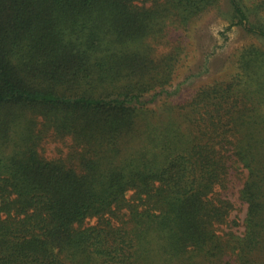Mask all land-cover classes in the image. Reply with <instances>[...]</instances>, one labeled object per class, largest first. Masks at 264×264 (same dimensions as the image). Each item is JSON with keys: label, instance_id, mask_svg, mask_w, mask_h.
<instances>
[{"label": "trees", "instance_id": "16d2710c", "mask_svg": "<svg viewBox=\"0 0 264 264\" xmlns=\"http://www.w3.org/2000/svg\"><path fill=\"white\" fill-rule=\"evenodd\" d=\"M220 1L0 0V264H264V48H243L231 79L152 105L183 51L161 49L169 20ZM229 2L264 40V0L255 20ZM236 157L240 238L222 227Z\"/></svg>", "mask_w": 264, "mask_h": 264}, {"label": "rangeland", "instance_id": "374dc122", "mask_svg": "<svg viewBox=\"0 0 264 264\" xmlns=\"http://www.w3.org/2000/svg\"><path fill=\"white\" fill-rule=\"evenodd\" d=\"M252 13V20L259 19L258 4L261 0H243ZM231 5L229 0H221L218 4L206 10L188 24L181 27L169 20L166 40L161 49L163 52L174 48L181 42L183 51L176 67L173 83L168 87L170 94L162 93L152 105H157L163 99L181 101L192 97L202 86H211L218 81L231 79L239 69V58L243 48L258 45L264 48V40L249 33L241 24L232 23ZM257 12V14L255 13ZM233 24L231 28L229 26ZM255 90V87L251 91ZM253 104V103H252ZM251 104V105H252ZM252 114H256L253 112ZM57 143H51L47 149L50 157L57 154ZM260 160L263 158L260 156ZM246 159L236 157L230 161L232 165L230 182L222 195L230 199L233 210L229 223L222 225L226 231H232L237 238L243 237L248 229L250 216L249 203L243 197V187L249 175ZM261 217H264L262 212ZM264 245V236L262 238ZM261 255H263L261 257ZM257 258L264 259V249Z\"/></svg>", "mask_w": 264, "mask_h": 264}]
</instances>
